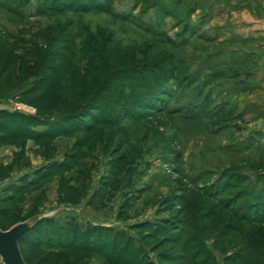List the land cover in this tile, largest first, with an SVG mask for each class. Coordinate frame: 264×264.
Returning <instances> with one entry per match:
<instances>
[{
  "label": "rangeland",
  "instance_id": "1",
  "mask_svg": "<svg viewBox=\"0 0 264 264\" xmlns=\"http://www.w3.org/2000/svg\"><path fill=\"white\" fill-rule=\"evenodd\" d=\"M0 113V228L53 220L27 264H188V217L215 264L264 247L214 225L264 220V0H0Z\"/></svg>",
  "mask_w": 264,
  "mask_h": 264
},
{
  "label": "trees",
  "instance_id": "2",
  "mask_svg": "<svg viewBox=\"0 0 264 264\" xmlns=\"http://www.w3.org/2000/svg\"><path fill=\"white\" fill-rule=\"evenodd\" d=\"M92 70H94L95 72H100V73L106 72V70L102 71V69L100 67H94V69H92ZM87 73L88 72L86 71L85 77H87ZM74 77H75V75H74ZM49 80H50L49 78L45 77V78H42L40 80V82L42 84L43 83L45 84ZM90 89H91V87H90ZM102 90H104V89H101V91ZM101 91L99 90V91H97V93H100ZM95 98H96V96H91L89 98L90 99V102L89 103L93 102L95 100ZM71 99L72 98H68V100H71ZM86 102H88V101H86ZM87 105H89V104H87ZM65 107H66L67 110L66 109L65 110L62 109L63 111H61L60 113L63 114V115H65L63 122L65 124H67L69 126V128H70V129H68L70 131H66V132H73V133H81V132H83L77 126V122L79 120H81L80 119L81 118L80 117V113H76V114H73V115L72 114H69V111H68V108L70 107L69 104L65 105ZM1 116L2 115H0V127L3 126L2 125L3 124L2 122H5L4 121L5 119H2ZM13 116H16V115H13ZM13 116H11V117H13ZM25 119H27V118H25ZM57 122H59V121H56L55 123H52L51 125H49V128H48V130L46 131L45 134H38L35 131L32 132L29 129L27 131L28 132V137H32V135H37L34 138L40 140L42 138H51V137L57 136L58 128L60 126L59 125L60 123H57ZM213 195L214 194H212V195H210V194L208 195L207 194L208 198L209 199H212V200L214 199V196ZM260 197L261 196H260L259 193H255L254 198L251 199V201H252L253 204L252 203H249V206L245 208L249 212L254 213V216L255 217H253V218H261V215H264V213H263L264 210L262 209V208H264V206H263V204H261L262 201H261ZM255 204H257V205H255ZM190 209H191V211L194 210V208H190ZM223 212H226V213L227 212H230V213H232L231 212V209H230V206L225 207V209L223 210ZM218 217H219V219H218V221H216L214 223V225H216L218 227H221L223 224H225V226H227L228 231L234 232L236 230V232H239L240 234L242 233V236H244L246 239H249L250 238V236H251V229L253 227H255V226H264V220L263 219H258L259 221H253V220L250 221L251 217H247V215H243V218H241L242 220H240V223L239 224H237V221H233L234 220L233 218H232L233 220L231 219L230 221L228 220V221L225 222V216L223 215V213L220 214V215H218ZM237 217H238V215H237ZM235 219L237 220V218H235ZM51 222L53 223V220L50 219V218H45L44 220H42L35 228H33L32 230L28 231L24 236H22V238L20 239V246L23 245V244H26V243L28 244L29 242L34 243L33 238L34 239L35 238L38 239V234H37L38 230L43 225H48V226L51 225L52 224ZM185 224H186V226L188 224H190L189 229L192 228V227L194 229L196 227L197 228H200L201 231L203 230L202 233H204L205 230L211 228L213 225L208 224V225H206L204 227L201 225L202 226L201 227L198 224H196V225L193 224L192 218L190 219V217H188V221L187 222H181L178 225V227L179 226H183L181 228V231H182V229H184V233H182V234L180 233V234H178L176 236L178 237V242H182V241H184V238H186V240L184 241V244H185V247H186V250L187 251L192 248V247H190L191 245L192 246L194 245V246L197 247L196 253H193L192 255H190V258H188V261H187L188 264H215V263H213V260L211 258L210 259L209 258L203 259L204 257H203V255L201 253V250L206 249V246L204 244H202V243H198L197 240L196 241L195 240L194 241H190V239H193V238L196 239V237H193L192 236V238H190L189 237V234H186L188 231H187V228H185ZM171 235L174 236L175 233L174 234H171ZM181 236H182V238H181ZM188 241H190V242L188 243ZM75 244L76 243H72V245L68 246V248L74 249L76 247ZM260 246L259 247H254V246H252L250 244L249 247L243 248L240 252H238V255H236L235 258H232V260H229L230 261L229 264H251L250 263V260H248V258L249 259H252V257L254 255H259L260 256L261 254H263V256H264V247H260ZM252 247L254 249H252ZM254 264H264V262L261 261V262L254 263Z\"/></svg>",
  "mask_w": 264,
  "mask_h": 264
},
{
  "label": "water",
  "instance_id": "3",
  "mask_svg": "<svg viewBox=\"0 0 264 264\" xmlns=\"http://www.w3.org/2000/svg\"><path fill=\"white\" fill-rule=\"evenodd\" d=\"M45 218L48 216L37 215L13 225L7 231L0 228V264H27L20 248V239Z\"/></svg>",
  "mask_w": 264,
  "mask_h": 264
}]
</instances>
